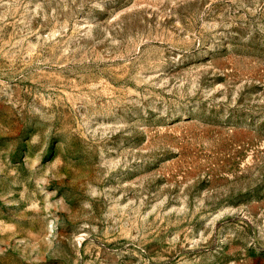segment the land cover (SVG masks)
<instances>
[{
	"label": "rangeland",
	"instance_id": "1",
	"mask_svg": "<svg viewBox=\"0 0 264 264\" xmlns=\"http://www.w3.org/2000/svg\"><path fill=\"white\" fill-rule=\"evenodd\" d=\"M0 264H264V0H0Z\"/></svg>",
	"mask_w": 264,
	"mask_h": 264
}]
</instances>
